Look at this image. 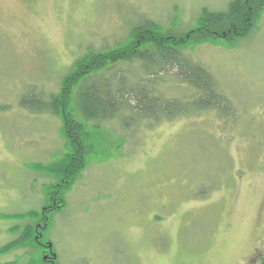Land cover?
Segmentation results:
<instances>
[{"label":"rangeland","instance_id":"374dc122","mask_svg":"<svg viewBox=\"0 0 264 264\" xmlns=\"http://www.w3.org/2000/svg\"><path fill=\"white\" fill-rule=\"evenodd\" d=\"M228 1L0 0V248L43 206L50 178L33 164L65 151L60 119L21 95L57 91L86 47L110 46L141 18L188 29L201 7ZM190 55L226 104L103 135L106 159L88 164L44 234L56 264H264V15L234 49ZM41 258L31 243L0 251V264Z\"/></svg>","mask_w":264,"mask_h":264},{"label":"trees","instance_id":"16d2710c","mask_svg":"<svg viewBox=\"0 0 264 264\" xmlns=\"http://www.w3.org/2000/svg\"><path fill=\"white\" fill-rule=\"evenodd\" d=\"M263 15L264 0H229L221 10L201 7L188 29H177L171 17L163 24L146 16L129 24L125 36L110 46L86 47L62 75L57 91L22 94L19 104L25 109L60 119L65 151L55 162L33 164L50 178L43 206L20 215L28 223L0 251L31 243L40 251L41 264H56L44 234L52 227L53 215L67 207V192L88 164L106 159L111 142L103 135H114L119 128L151 129L226 104L207 67L190 54L203 44L234 49L256 30ZM168 71L171 77L164 76ZM170 79L180 88L179 95L169 96L163 89Z\"/></svg>","mask_w":264,"mask_h":264},{"label":"flooded vegetation","instance_id":"af4514ba","mask_svg":"<svg viewBox=\"0 0 264 264\" xmlns=\"http://www.w3.org/2000/svg\"><path fill=\"white\" fill-rule=\"evenodd\" d=\"M46 210H47V209H46ZM46 210L44 211L43 214H45ZM39 227H40V226H38V228H39ZM45 250H47V249H45ZM45 257H47V255L44 253V255H43V260H46Z\"/></svg>","mask_w":264,"mask_h":264},{"label":"water","instance_id":"95a60500","mask_svg":"<svg viewBox=\"0 0 264 264\" xmlns=\"http://www.w3.org/2000/svg\"><path fill=\"white\" fill-rule=\"evenodd\" d=\"M48 247L50 248V244L48 245Z\"/></svg>","mask_w":264,"mask_h":264}]
</instances>
